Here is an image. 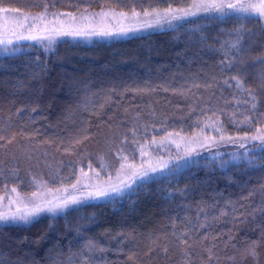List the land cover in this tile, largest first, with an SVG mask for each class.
Listing matches in <instances>:
<instances>
[{
  "label": "trees",
  "instance_id": "trees-1",
  "mask_svg": "<svg viewBox=\"0 0 264 264\" xmlns=\"http://www.w3.org/2000/svg\"><path fill=\"white\" fill-rule=\"evenodd\" d=\"M191 1L0 0V11L145 13ZM172 23L50 46L19 42L20 52L0 54V199L39 184L72 186L79 170L115 173L123 157L137 163L141 147L167 135L226 139L264 129L262 19ZM217 153L181 159L174 176L151 174L114 199L0 222V264H264V153H255L256 167Z\"/></svg>",
  "mask_w": 264,
  "mask_h": 264
},
{
  "label": "rangeland",
  "instance_id": "rangeland-1",
  "mask_svg": "<svg viewBox=\"0 0 264 264\" xmlns=\"http://www.w3.org/2000/svg\"><path fill=\"white\" fill-rule=\"evenodd\" d=\"M208 3L212 0H192L190 4L182 9H173V10H190L195 11L192 8V5L195 3ZM216 2L224 3H242L248 2L253 4H260L264 0H216ZM166 10H153L149 11V15L144 13H119L113 10H98V11H89L86 13H80L78 15H62V14H46V13H18V12H8L0 11V39H11L15 43L19 42H40L43 45L50 46L47 39H37V40H21L16 41L17 35H35L37 37H46L49 33H53V30H68V29H84L85 31L92 30H101L106 29L109 31L118 30L120 28H133V31L128 32L126 35L129 36L135 33H140L146 29L154 28L160 29L166 26L172 25L167 22H161L160 25L153 24L152 27H145L144 25L149 22H154L157 19V15H163ZM106 13V15H105ZM257 13H253V16H256ZM199 16H216L215 13H206L200 11L195 16H189L186 18H193ZM264 22V17H260ZM264 24V23H263ZM139 30V31H138ZM96 35H92L94 37ZM62 37H72V36H55V42ZM80 38V36H77ZM89 37V36H88ZM100 38H106L103 36H96ZM54 42V43H55ZM210 138L209 146L207 148L199 147L200 143L204 142V138ZM228 139L221 140L217 136H208V135H195L192 137L178 136V135H167L162 139L155 141V143H150L143 146V151L145 155H141V149L139 150L137 163H133L127 159H121L120 163L115 171V173H109L104 177H101L102 174L95 172L93 169L89 170H79L77 172V179L74 183L75 188L72 186L59 185L56 187H50L46 184H39L37 188L31 195L21 196L15 192L10 191L5 197L0 199V213L10 212L15 213L17 209L24 211L27 208H31L35 204H44L48 201L57 202L65 197L70 196H79L82 192H87L91 190L92 186L95 185H109V184H118L120 180L125 179V176L121 174L119 177L117 175V170L121 168V164L125 165H135L139 168L141 165L147 167L148 162L156 164L158 161H166L169 166L177 163V157H184L186 149L191 146L196 148V153L192 155V159L198 157L199 155H208L207 153H216L225 155H231L233 153H239L242 149L239 147L240 142L232 143L227 141ZM259 142L247 141L245 142L246 148H251L253 144H258ZM95 146H100L95 145ZM179 146V147H178ZM101 148V147H100ZM99 149V148H98ZM243 151V152H244ZM101 154V151H98V156L94 157V160H97ZM230 157V156H228ZM132 169L125 168V172L130 173ZM79 181V183H77ZM39 183H42L40 181ZM102 199H89L84 201H99ZM11 201V202H10ZM74 205H69L68 208ZM66 208V209H68ZM65 209V210H66ZM64 210V211H65ZM62 211V212H64ZM57 212V214L62 213ZM43 214H52L47 211L41 212L38 215L31 217L30 221L36 219L38 216ZM11 222V221H9ZM4 223V222H2ZM12 223H23L22 221L12 222Z\"/></svg>",
  "mask_w": 264,
  "mask_h": 264
},
{
  "label": "snow or ice",
  "instance_id": "snow-or-ice-1",
  "mask_svg": "<svg viewBox=\"0 0 264 264\" xmlns=\"http://www.w3.org/2000/svg\"><path fill=\"white\" fill-rule=\"evenodd\" d=\"M192 8L195 9V11L190 10H173L168 9L164 12L163 15H157V19L154 22H149L145 24V27H152L153 24L160 25L161 22H167L168 24H171L173 21L183 20L186 17L189 16H195L198 12L203 11L206 13H215L218 18H227L230 16H235L237 19L239 18H254L259 19L260 17H264V2L260 4H253L248 2H242V3H224V2H216V0H212V2L208 3H195L192 5ZM257 13L256 16H253V13ZM146 16L149 15V13H144ZM106 15V13H105ZM134 15H136L134 13ZM133 28H120L118 30H92V31H85L84 29H68V30H53V33H49L46 37H37L35 35H17L16 41L21 40H37V39H47L49 41V44L55 42V36H72V37H88L92 35L96 36H103V37H109V36H123L126 35L128 32L133 31ZM203 40V37H201ZM241 41L239 38L233 42L231 45L233 48H236L239 51V45ZM47 50V49H46ZM21 51V48L16 46V43L11 39H0V54H3L4 56H10L14 55ZM231 67V65H229ZM227 83V81H226ZM236 87L241 88L242 85L239 80L236 82ZM250 96L252 97V100L255 101V95L250 93ZM251 112L256 114V121H259L261 119V116L258 114V105L257 103H252ZM246 119H249L246 117ZM253 121L249 119V123H252ZM4 137L0 136V140H3ZM221 140H224L225 137L222 135L220 137ZM229 142L236 143L237 141H244L239 143V147L242 149H245V151L242 154H232V161H243L245 164H247L250 167H256V159L255 156L256 152L264 153V129L257 128L256 134L252 136H244V137H237L227 138ZM247 141H255L259 142L258 144H253L251 148H246L245 142ZM210 138L205 137L204 142L199 144V147L201 148H207L210 144ZM155 143V141H153ZM179 147V146H178ZM196 153V148L189 146L185 153L184 157H177V160L184 159L187 161L188 158L192 157V155ZM146 153L143 151V147H141V155H145ZM217 156L219 153L216 154ZM122 159H127L126 157H123ZM259 159L264 160V156H260ZM214 162V161H213ZM229 161H220L221 167H226L228 165ZM91 167V166H89ZM101 167H105L103 164ZM132 169L130 173L125 172V168ZM260 167H264V164L260 165ZM180 164L177 163L173 166H169V164L166 161H158L156 164H153L151 162H148L147 167H144L141 165L139 168H137L135 165H125L121 164V168L117 170L118 177L123 174L125 176V179L120 180L118 184H109L107 186L105 185H95L91 187V190L87 192H82L79 196H70L65 197L57 202L48 201L44 204H35L31 208H27L24 211H20L17 209L15 213L10 212H4L0 213V222H17L22 221L24 223H29L30 218L38 215L41 212L47 211L49 213H52L53 215L57 214V212H62L66 208L69 207V205H78L82 204L84 201L89 199H114L115 197H119L125 192H132L135 191L136 187H142L144 183L149 182L150 180L154 179L153 175H162L163 173H167L169 177L174 176V174L179 170ZM99 175V174H97ZM79 183V181H77ZM76 185H73V188H75ZM13 192L16 191V189H12ZM11 202V201H10ZM85 247L89 251H93L94 245L89 243L86 244ZM248 255H251L253 258L256 257V246L253 245L250 249H248Z\"/></svg>",
  "mask_w": 264,
  "mask_h": 264
}]
</instances>
